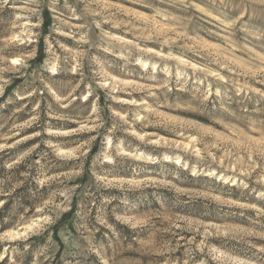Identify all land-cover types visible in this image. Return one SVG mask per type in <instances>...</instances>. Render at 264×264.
I'll list each match as a JSON object with an SVG mask.
<instances>
[{"label":"rangeland","instance_id":"374dc122","mask_svg":"<svg viewBox=\"0 0 264 264\" xmlns=\"http://www.w3.org/2000/svg\"><path fill=\"white\" fill-rule=\"evenodd\" d=\"M0 264H264V0H0Z\"/></svg>","mask_w":264,"mask_h":264},{"label":"bare ground","instance_id":"6f19581e","mask_svg":"<svg viewBox=\"0 0 264 264\" xmlns=\"http://www.w3.org/2000/svg\"><path fill=\"white\" fill-rule=\"evenodd\" d=\"M18 234V233H17Z\"/></svg>","mask_w":264,"mask_h":264}]
</instances>
